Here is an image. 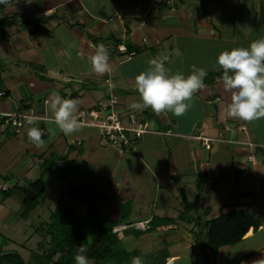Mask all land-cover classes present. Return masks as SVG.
<instances>
[{"label":"crops","instance_id":"crops-1","mask_svg":"<svg viewBox=\"0 0 264 264\" xmlns=\"http://www.w3.org/2000/svg\"><path fill=\"white\" fill-rule=\"evenodd\" d=\"M3 1L6 3L0 8V20L8 19L16 24L0 34V44L17 64L12 65L18 74H8L10 78L1 74L2 81L7 80L6 92H0V98H6L0 100V112L20 110L15 105L19 101L25 109H34L50 120V103L45 101H50L54 94L78 100L77 112H80L95 109L111 92L119 96L123 107L133 109L132 104L141 103L135 77L147 70L149 60L162 61L170 74L188 75L192 65L206 70L204 87L194 93L183 116L176 117L165 111L157 118L155 112L147 108L143 118L150 122L153 133L144 135L136 145L140 153L136 158L142 167L137 169L130 165V172L136 176L145 169L159 181L170 177L175 188L180 187L179 182L199 176L203 184L197 194L200 196L198 209L184 207L178 215H173L169 212L175 209L163 205L156 207L154 214L144 207L142 194L137 199V194H132L138 201L129 214H120L116 205L111 211H103L108 216L101 217L118 223L124 219L117 227L127 229L114 231L124 248L130 246L126 245V240L133 237L141 246L142 239H150L153 251L160 248L163 251L164 245L161 247L153 239H166L169 235L183 239L186 248L181 253L166 255L163 264H170L169 260H173L171 264H205L194 239L202 240L206 232V240L202 242L206 243L212 220L235 210H246L237 209L233 197L220 204L218 212L212 209L217 205L211 207L212 196L221 195V189L226 194V188L232 187V182L229 187L227 183L233 180L238 186L239 203L249 207L247 211L261 227L239 244L221 249L216 264H264V208L260 215L255 214L259 197L264 196V117L252 121L229 117L230 93L223 88L222 71L213 69L222 51L246 48L252 41L264 37V0H165L158 6L155 0H0V3ZM35 24H40L47 33H36ZM98 45L108 50L110 71L104 74L92 72L89 63V56L95 54ZM118 47H124L126 52H120ZM103 79H106L105 84H102ZM116 89L125 95H119ZM221 125L224 133H221ZM54 126L48 121L43 124L48 141L40 155L30 157V162L17 168L14 180L10 179L11 185L26 191V184L31 185L40 178L33 171L42 174L52 161L45 156L54 149L60 160L53 162L46 172L50 176L49 189L54 188L57 179L67 181L68 173L73 172L87 180L89 189L100 187L104 182L101 176L104 159L111 158L101 149H106L103 139L98 134L88 136L86 129L92 127L80 125L77 131L65 135ZM49 127L54 134L47 131ZM77 142L82 143L80 150ZM91 142H95V148L84 147ZM24 144L32 145L30 141ZM63 162L67 169H61ZM126 165H129L128 160ZM113 177L107 180L105 188H109L114 200L121 204L129 198L131 188L123 189L125 182L120 183ZM183 189L181 195L183 192L187 199ZM78 192L79 196L84 195ZM100 195L105 198L104 193ZM14 198L11 195L8 202L19 204L20 199L15 201ZM20 203L21 216L27 220L25 199ZM59 208L62 209L61 205L55 203L50 219ZM185 223L188 229L182 227ZM135 224L143 228L138 229Z\"/></svg>","mask_w":264,"mask_h":264},{"label":"rangeland","instance_id":"rangeland-1","mask_svg":"<svg viewBox=\"0 0 264 264\" xmlns=\"http://www.w3.org/2000/svg\"><path fill=\"white\" fill-rule=\"evenodd\" d=\"M1 40L4 39L2 38ZM24 44H27V40ZM170 44L172 45V41H170ZM21 61L24 62V59L22 58ZM12 64L17 65L15 62H12L10 60V57L8 56L6 50H4V45L2 46V44H0V65L2 66L1 74H5L6 77L8 76V74L16 76L18 74L17 68ZM112 76H114V74ZM8 78L10 77L8 76ZM6 80L7 79H4L2 81L3 83L1 84V90L4 92H6V85H4V83H6ZM105 83L106 79H103L102 84ZM115 92L119 93V95L121 96L122 94L125 95L122 91H118V89H116ZM107 93L109 95V91ZM20 95L22 96L21 91ZM0 100H6V98H0ZM15 105L17 108H20L21 112H28V109H25L22 103H20L19 101L16 102ZM119 108H121V106H118V109ZM211 108H213V106ZM211 108L209 107V109ZM211 111H213V109H211ZM78 113L79 112H76L75 114L77 115ZM151 114L153 113L151 112ZM154 116L157 118L159 117L157 113H155ZM88 121L93 122L92 119H89ZM223 129L224 126L221 125V133H224ZM86 131L88 132V136L91 135L92 137H94L95 134H98L99 138H102L103 132L96 128H87ZM27 132L28 130H25L23 132L24 134H22L21 136H15L10 131L0 133V255L17 253L24 261V264H56L57 259H54L52 260L53 262L50 261L49 263L44 262V256L47 255V257H49V237L48 235H45L46 239H43L41 234L37 232L39 224H51L53 222H51L49 217L51 212L55 209V203L61 205V207L64 209V211L67 212L68 215H72L77 221H80L82 223H86V219L88 221L101 215L108 216L105 215L103 211H111L112 209L110 208L115 209L113 206L116 205L119 206L118 209L120 210V214H129L132 209V205L134 206L135 202L138 201L131 196L132 194H137L136 199L138 198V196L140 197L143 195L140 199L144 203V207L147 209H151L154 211L156 207H163L164 205L170 209L178 210V212H176L175 210L169 212L170 214L178 215L180 210L182 211L185 207L183 197L181 195V188H184L183 190L186 192L188 199L187 202L189 204H192L196 201L197 194L198 192H200L201 186L203 184V182L200 180V177L198 176L186 179V182H179L178 185H180V187L175 188L173 183L174 181L170 177H167L165 179L163 178V180L159 181L158 177H154V174H149L151 172H147L145 169L143 170V173L138 171L139 173H137L136 176V174L130 172V165L137 167V169L142 167L140 161L138 162V159L136 158L138 154H140L139 147L136 146L134 150L128 153L119 154L113 148L108 146L107 141L102 138L103 143H105V146L103 145V147H106V149H103L98 145L97 148H101L103 151H105L106 154L111 157L109 160L107 158L104 159L102 168L103 173L101 174L102 179L104 180V182L101 183L102 185L96 188L92 186L90 187L91 189H89V187L87 186V180L80 179V177L75 175V173L73 172L72 174L68 173L69 175L67 181L57 179L55 181L54 188L49 189L47 184L48 180H50V176L47 173L45 174L44 180L47 186V192L44 197L38 198V204L35 207L36 209L34 208L29 212V214H27L29 215V217L26 220L21 216L22 210L19 211L21 207L20 202H23V200L26 198V191H24V189L21 190L20 188L15 189L16 187L11 185L10 179L14 180V173H16L17 168H19L20 165H22L23 167L25 166L26 161H29L30 157L32 158V156L40 155L39 152L42 147L37 148L33 144L29 147L24 144V141H29L27 140ZM46 138L47 137L44 136L42 139L47 142L48 140ZM81 138H83V136ZM94 143L95 142H91L87 144V146L84 145V147L91 148ZM77 148L80 150L81 147ZM93 148L95 147L93 146ZM58 157V153L54 149L48 151L45 159L52 158V161L49 162V165H47V169L52 166L53 162L60 160L58 159ZM127 160L129 165H126ZM63 163L64 164H61V169H67L66 163ZM36 171L33 172L39 178L41 176L39 174L40 172L37 171L36 173ZM110 176H114L113 179H116V181L120 183L121 181H124L126 185H123V189L125 187V189L131 188V190H129L130 192H128L129 198L126 197V199H124V202H120L121 204H119L116 198L115 199L117 200V202L116 200H114V193L111 192L109 188H105V183L110 178ZM138 178L141 179L139 180ZM230 182H232V187L226 188V194H224L223 189H221V195L219 194L217 198H214L212 196L211 207L212 205H217V207L212 208L215 212H218L219 206H222L220 204L227 202V200L231 199V197H233V199L236 198L233 200V202L236 201L237 209H249L247 205H241L239 203V198L237 196L238 186L235 185L234 181H228L227 186L230 184ZM29 185V183L26 184L25 190H28ZM90 185L92 184L89 183V186ZM3 186L7 187V189L9 190L8 193L2 191ZM118 188H120V186ZM78 191H81L82 193H84V195L79 196ZM28 193L29 192L27 191V195ZM101 193H104L105 198L100 195ZM227 194H230V196L228 197ZM11 195L15 196V201L20 199L19 204H17V202L14 205L13 203L8 202V198ZM255 198L256 197L254 196L253 200ZM12 199L13 198L9 200L11 201ZM259 200L260 201L258 202L255 210V214L258 215L263 212L264 196L261 195L259 197ZM154 214H156V211H154ZM137 216H139V214H137ZM3 221L5 222L3 223ZM53 224H55V222ZM135 226L138 228L139 224H135ZM182 227L187 228L188 226L186 227L185 223L182 224ZM142 228L143 227L138 229ZM125 229L127 228L122 226L117 227L116 229H114V231L118 232L119 230L121 231ZM205 238L206 232H204L202 240L194 239L197 243L196 245L199 251V244L204 242L206 240ZM94 240V237L90 238L91 243H93ZM140 240L141 239H139V241ZM153 240L154 242L156 240V242L159 243L161 247L162 245H164L165 249L161 251L160 248L154 249L153 251L154 245H149V243L151 242L150 239H142L141 243L143 246H141L138 242V239H133V237L132 239L126 240V245L130 246L125 248L131 250V252L139 251L144 259H142V261H144L143 264H148L147 261H151V259H153L155 263L164 262L166 255L173 254L174 252L181 253L183 252L182 249L186 248L183 239H176V237L174 236L168 235L166 236V239ZM144 241L145 243H143ZM178 242L180 243L178 244ZM172 261L173 260H169V263L171 264ZM90 264L95 263L90 261Z\"/></svg>","mask_w":264,"mask_h":264},{"label":"clouds","instance_id":"clouds-1","mask_svg":"<svg viewBox=\"0 0 264 264\" xmlns=\"http://www.w3.org/2000/svg\"><path fill=\"white\" fill-rule=\"evenodd\" d=\"M108 50L98 45L94 55L89 56L91 71L104 74L110 71ZM215 71H222L220 79L223 88L230 93L227 114L231 118L252 121L264 117V37L254 40L248 47L222 51L213 66ZM207 72L204 68L192 65L188 75L177 72L170 74L162 61L151 59L148 68L135 77V86L141 103L132 104L133 109L151 108L157 114L168 111L176 117L183 116L190 107L194 93L204 87ZM52 118L49 125L55 124L63 134L70 135L80 127L75 113L79 101L64 99L54 94L50 101ZM28 124L33 117H25ZM47 131L54 134L49 127ZM44 130L37 127L28 129V140L37 148L43 147ZM86 249L81 245L74 255L75 264H90ZM131 264H143L140 256H133Z\"/></svg>","mask_w":264,"mask_h":264},{"label":"trees","instance_id":"trees-1","mask_svg":"<svg viewBox=\"0 0 264 264\" xmlns=\"http://www.w3.org/2000/svg\"><path fill=\"white\" fill-rule=\"evenodd\" d=\"M6 1L0 3V8L4 7ZM16 21L1 19L0 34L5 33L6 29L14 26ZM36 33H47L40 24L34 25ZM2 66L0 65V92ZM43 138V137H42ZM47 166L42 171L40 178L26 189L25 215L29 214L38 204V198L44 197L47 192V186L44 182V176L47 172ZM32 191L36 198L31 201L27 191ZM3 192H9L3 191ZM182 197L186 210H197L200 204V196L192 204L187 202L186 196L182 192ZM51 224L42 225L37 228V232L42 238L45 235L49 237L50 247L49 257L44 256L45 263L57 259L56 264H75L74 255L79 246H83L86 251L83 255L87 256L95 264H131L133 256H140L139 251H127L114 229L121 223L109 221L98 216L82 223L73 216L68 215L63 208H59L51 215ZM55 222V224H53ZM260 222L253 217L247 210H235L227 214L220 215L212 220L208 225V239L206 243H200V251L205 264H216L218 253L223 248H228L239 244L245 236H250L251 232L256 233L260 229ZM140 232V231H139ZM95 240L91 243L90 238ZM46 239V238H45ZM143 259V257H142ZM144 260V259H143ZM144 262V261H143ZM148 264L155 263L153 259L147 261ZM0 264H24L20 255L3 254L0 255Z\"/></svg>","mask_w":264,"mask_h":264},{"label":"built area","instance_id":"built-area-1","mask_svg":"<svg viewBox=\"0 0 264 264\" xmlns=\"http://www.w3.org/2000/svg\"><path fill=\"white\" fill-rule=\"evenodd\" d=\"M165 0H155V6L161 5ZM122 53L126 52L124 47H118ZM118 106L121 108L118 109ZM147 113V109L141 108L129 109L123 107L119 96L111 92L110 96L100 102L95 109L82 110L76 116L78 123L81 126L92 127L103 132L102 138L108 143V146L113 148L119 154H125L135 149L137 142L147 134H152L150 122L143 118ZM33 117V123L28 124L25 117ZM92 119L93 122L88 120ZM49 121L48 117H43L37 114L34 109H29L28 112L20 110L11 112H0V133L10 131L15 136H21L25 130L31 127H37L44 130L43 124ZM207 143L208 140L202 139ZM77 146H82L81 142H77ZM7 188H2V191H7Z\"/></svg>","mask_w":264,"mask_h":264},{"label":"water","instance_id":"water-1","mask_svg":"<svg viewBox=\"0 0 264 264\" xmlns=\"http://www.w3.org/2000/svg\"><path fill=\"white\" fill-rule=\"evenodd\" d=\"M28 195H29V199H30L31 201H33L34 198H35V194H34L32 191H29Z\"/></svg>","mask_w":264,"mask_h":264}]
</instances>
